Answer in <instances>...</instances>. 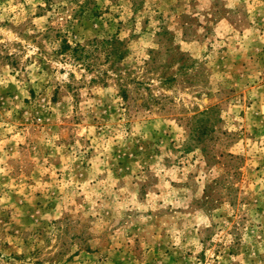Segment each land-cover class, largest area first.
Instances as JSON below:
<instances>
[{"label": "rangeland", "instance_id": "374dc122", "mask_svg": "<svg viewBox=\"0 0 264 264\" xmlns=\"http://www.w3.org/2000/svg\"><path fill=\"white\" fill-rule=\"evenodd\" d=\"M0 264H264V0H0Z\"/></svg>", "mask_w": 264, "mask_h": 264}]
</instances>
